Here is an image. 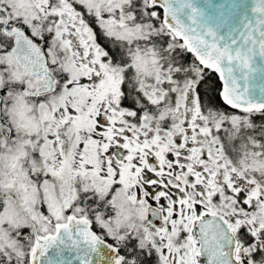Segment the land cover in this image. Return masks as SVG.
<instances>
[{
	"label": "snow or ice",
	"instance_id": "obj_1",
	"mask_svg": "<svg viewBox=\"0 0 264 264\" xmlns=\"http://www.w3.org/2000/svg\"><path fill=\"white\" fill-rule=\"evenodd\" d=\"M0 264H264V0H0Z\"/></svg>",
	"mask_w": 264,
	"mask_h": 264
},
{
	"label": "trees",
	"instance_id": "obj_2",
	"mask_svg": "<svg viewBox=\"0 0 264 264\" xmlns=\"http://www.w3.org/2000/svg\"><path fill=\"white\" fill-rule=\"evenodd\" d=\"M190 59V57H189ZM207 87H212V88H219L220 84L219 81L216 78L215 74H211L209 77L206 78L205 83L201 85V90L203 91ZM217 103H219V99L217 98ZM223 106V105H221ZM259 119V117H257Z\"/></svg>",
	"mask_w": 264,
	"mask_h": 264
},
{
	"label": "flooded vegetation",
	"instance_id": "obj_3",
	"mask_svg": "<svg viewBox=\"0 0 264 264\" xmlns=\"http://www.w3.org/2000/svg\"><path fill=\"white\" fill-rule=\"evenodd\" d=\"M98 42L103 43V40L102 38L99 37V35H98Z\"/></svg>",
	"mask_w": 264,
	"mask_h": 264
}]
</instances>
